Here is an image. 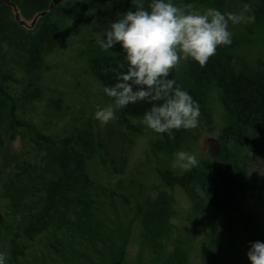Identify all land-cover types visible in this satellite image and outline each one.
<instances>
[{
	"label": "trees",
	"instance_id": "16d2710c",
	"mask_svg": "<svg viewBox=\"0 0 264 264\" xmlns=\"http://www.w3.org/2000/svg\"><path fill=\"white\" fill-rule=\"evenodd\" d=\"M52 1L12 0L26 22L47 12L29 28L16 21L11 7H0V251L6 264H47L36 255L44 244L61 264H249V243L264 241V216L246 205L252 174L264 156V52L242 54L247 46L232 37L205 65L190 59L184 75L177 66L170 70L169 79L198 102V126L173 130L171 136L153 131L160 137L155 147L164 154L160 162L168 168L159 171L160 180L150 190H143L149 185L146 179L138 183L119 178L106 186L96 176V163L112 174H124L128 158L118 143L119 126L138 131L137 122L142 123L150 105L139 102L117 109V122L101 131L92 118L74 119L70 107L64 110L62 97L46 102L43 81L49 58L69 49L85 31L93 77L103 89L113 85L116 73L109 69L127 70L125 52L115 47L106 55L95 45L127 12L126 2L69 0L49 11ZM134 1H128L133 9ZM235 1L173 3L184 10L191 5L201 12L215 8L231 13L228 5ZM239 1L254 18L241 37L264 33V0ZM141 3L147 9L150 0ZM211 83L225 120L218 139L221 154L187 171L173 167L174 154L195 146L206 129L203 124L212 125V108L206 102ZM59 111L69 112L67 124L56 115ZM41 116L47 119L39 123ZM116 150L119 154L112 159L115 152L110 151ZM178 192L188 204L183 215ZM258 193L257 203L264 210V178ZM122 209L130 218L115 227L112 221ZM133 223L140 238L135 263L128 255Z\"/></svg>",
	"mask_w": 264,
	"mask_h": 264
},
{
	"label": "clouds",
	"instance_id": "9594fccd",
	"mask_svg": "<svg viewBox=\"0 0 264 264\" xmlns=\"http://www.w3.org/2000/svg\"><path fill=\"white\" fill-rule=\"evenodd\" d=\"M177 7L173 0H150L148 8L137 2L135 11H127L111 23L98 40L104 51L119 46L125 52L126 71L116 73V82L103 89L114 103L97 106L94 118L101 124L115 119V111L130 104L150 105L142 123L157 134L172 135L173 130L195 129L200 106L190 93L169 79L170 70L181 60L191 59L203 66L215 55L218 46L232 43L229 23L244 19L237 13H222L215 8L202 12ZM254 18L248 17L251 22ZM199 161L194 153L178 151L173 167L190 170ZM249 264H264V241L249 243L246 253ZM0 264L6 256L0 252Z\"/></svg>",
	"mask_w": 264,
	"mask_h": 264
},
{
	"label": "rangeland",
	"instance_id": "374dc122",
	"mask_svg": "<svg viewBox=\"0 0 264 264\" xmlns=\"http://www.w3.org/2000/svg\"><path fill=\"white\" fill-rule=\"evenodd\" d=\"M128 1L130 0H123V2H126L125 8L127 9V11H135L137 5L134 6L135 8L133 9V3H128ZM135 1L136 3L142 2V0ZM241 3L242 2L237 0L234 2V4H231L230 2L231 6L230 4L228 5V10L230 7L231 13H237L238 11V14H240L244 18L239 24L233 25L229 23V30L232 33V37L240 41L242 46H247L245 50H240L242 54L244 53L251 57L257 56V50L264 52V45L257 46L255 47L256 49L248 46H256L261 43L264 44V33H255V35L248 33L246 39L241 37V35L246 31L245 27L247 28V26L249 25L248 16L246 15L248 7H242V5H240ZM177 7L184 9L183 5ZM31 23V21L28 22L29 25ZM84 32L82 38H77L70 42L71 46L69 49L67 48L64 51L56 53L55 55L49 58V70L48 72L45 71L44 73L43 85L46 89V102L49 100H55L56 97H62L60 99L63 101L64 110L67 107H70L71 114L74 119L88 117L92 118V121H94L96 120L94 118V112L96 111L97 106L105 107L108 104H111V102H109V100L106 98L102 85L92 75L90 62L91 45L86 43L85 41V39L87 38L88 40H90V35L85 34ZM85 35L87 36V38L85 37ZM249 36L251 37L248 38ZM95 47V49L100 50L102 54H109L110 49L104 51L100 48L99 44L95 45ZM116 48L120 50L119 46H117ZM189 60L190 59L181 60L180 63L177 65L178 72L180 75H184L189 70ZM218 96L219 93L217 91V87L211 83L206 94V102L212 108V125L208 127L207 125L203 124L204 122H201L203 124V127L205 126L206 129L203 131V134L198 138L196 145H187L180 150L194 153L197 156L199 162L208 159L206 155V141L211 137L219 139L220 129L224 125L225 120L221 115V112L218 107ZM68 113V111H59V113L56 115L58 117L61 116L64 120L63 123L67 124ZM56 115H53L55 119L57 117ZM46 119V117L41 116L39 119V123L44 122ZM50 119H53V117L50 116V118H48V121ZM115 121L117 122L116 115L115 119L110 121L106 125L98 122L100 130L104 131L107 127H112ZM137 123L138 131L136 132H134V128L133 130H127L124 128V126H119L120 135L122 137L121 140L118 141V143L123 147L124 151L127 150L126 152L128 158L127 167L124 174H122L121 176L112 174L111 171L106 170L103 166L101 167L98 163H96L94 167L97 174L96 176L104 185L114 186V184H116V181H118L119 178L124 182H128L131 179H135L138 183H140L141 180L143 181L144 179H146V182L149 185L143 187V190H150L154 186L153 183L157 184V181L160 180L159 173L167 170L168 164L164 165V163L160 162V156L164 154L158 152L155 147L156 144L154 143L155 140L160 139V137L155 136L153 131L147 128L143 123ZM17 145L18 143L15 144L16 147ZM114 152L115 155L113 156V158L111 156L112 159H116L117 155L119 154V151L117 150L110 151L111 154H113ZM259 162L260 164L256 165L251 177L250 185L248 186L246 205L248 206V209L252 212L264 216V210L260 208L257 203V197L259 194L258 186L260 185L261 180L264 178V156ZM170 163L173 164V161ZM177 200L178 209H182V215L186 214L189 209L188 204L185 198L183 197V193L178 192ZM129 218L130 214H128L125 210L122 209L120 210L119 219L116 220V222L112 221V225L116 224L115 227H122V224L127 223V219ZM134 226L135 224L133 223L132 228H130V241L132 243L129 246L128 250V255H130L129 259L131 262L133 261V263H135V258L133 257H135L138 251L140 250L137 244L140 238L138 237V234L136 233L137 229H134ZM47 246L48 245L44 244L39 249V251L36 252V255L39 257V259L45 260L47 264H61V260L59 258L56 259L54 255L51 256V253H49V249L47 248Z\"/></svg>",
	"mask_w": 264,
	"mask_h": 264
},
{
	"label": "water",
	"instance_id": "95a60500",
	"mask_svg": "<svg viewBox=\"0 0 264 264\" xmlns=\"http://www.w3.org/2000/svg\"><path fill=\"white\" fill-rule=\"evenodd\" d=\"M65 1H67V0H53L51 5H50L49 11L53 10L54 8H56L58 5L64 3ZM80 1H82V0H80ZM2 6L11 7L13 9L14 14H15L16 21L19 22L22 26L28 27V23L21 19V16H20V13L17 9V6L12 3V0H0V7H2ZM46 13L47 12H44L40 16L35 17L31 26L33 27L36 24V22L38 21V19L40 17H44L46 15ZM0 83H1V80H0ZM206 145H207V157L208 158L215 159L221 154V150H222L221 143L216 138H213V137L209 138L206 141ZM2 221H3V215L0 213V224Z\"/></svg>",
	"mask_w": 264,
	"mask_h": 264
}]
</instances>
